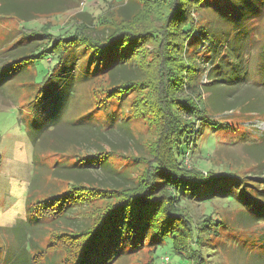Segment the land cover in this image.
Returning a JSON list of instances; mask_svg holds the SVG:
<instances>
[{
  "label": "trees",
  "instance_id": "obj_1",
  "mask_svg": "<svg viewBox=\"0 0 264 264\" xmlns=\"http://www.w3.org/2000/svg\"><path fill=\"white\" fill-rule=\"evenodd\" d=\"M139 1L126 0L120 13L133 17L140 10ZM41 2L53 7H39ZM64 4L65 0H0V18L25 21L62 11ZM152 8L155 24L144 31L136 32L134 26L106 28L97 37L83 28L53 33L43 27L18 31L0 42V96L6 95L9 81L20 77L19 86L34 93L39 109L50 104L46 114L36 111L39 125L32 119L26 126L33 142V166L42 165L46 152L59 156L49 165L50 179L41 197L33 173L26 216L10 228L17 245L14 264H112L125 246L136 251L147 237L154 243L151 264L167 242L186 264H209L203 245L214 246L213 239L224 237V230H230L224 242L229 239L235 251L264 264V176L237 173L229 166L215 170L209 155L198 148L206 130L210 133L219 123L211 115L264 112V0H153ZM204 10L210 18L198 23L193 15L200 18ZM252 37L260 43L255 66L261 81L249 79ZM148 44L157 60L153 99L148 102L156 134L142 150L134 147L139 140L117 101L147 87L149 79L140 66ZM51 50L64 67L69 89L42 95L44 89L34 90L38 83L28 68ZM196 59L210 64L206 81L201 80L203 69L198 71ZM92 61L93 73L80 80L92 88L94 105L72 120L59 119L61 102L76 93L74 74H84L82 64ZM239 87L240 93L233 95ZM113 99L118 110H111ZM32 107L29 102L30 111ZM33 126L38 128L35 134ZM226 127L232 125L226 122ZM115 128L124 135L122 140L109 136ZM261 137L259 148L264 150V134ZM120 157L126 159L123 164ZM199 157L205 163L200 164ZM253 160L261 166L264 155ZM211 195L236 201L237 221H227L218 210L196 219L193 200L208 201ZM254 225L253 237L244 234Z\"/></svg>",
  "mask_w": 264,
  "mask_h": 264
},
{
  "label": "rangeland",
  "instance_id": "obj_2",
  "mask_svg": "<svg viewBox=\"0 0 264 264\" xmlns=\"http://www.w3.org/2000/svg\"><path fill=\"white\" fill-rule=\"evenodd\" d=\"M125 2L126 0H65L64 10L62 11L38 14L35 18L25 21H19L11 17L0 18V42L10 40L13 34H17L18 31L29 29L38 31L43 27L49 28L53 33H56L54 32L55 29L60 31L69 30L72 32L77 28H83L91 36L100 37L102 31L106 28L107 30L110 28L114 30L118 27H128L127 29H129L131 26H134L137 32L149 29L155 24L153 20V12H155L152 8L153 0L149 2L147 0H140L138 3L140 10L131 18H125L120 13V9ZM41 3L43 6L40 5L39 7H53L51 4ZM209 14L207 10H204L200 18L198 13H195L193 16L200 23L202 21L201 18L209 20ZM248 44H251L247 57L251 72L249 79L250 81H261L259 73L256 74L255 66V63L258 61V53L260 52V43L256 42L254 37H252L248 39ZM145 49L147 50L146 56L143 58L140 67L147 73L146 76L149 79V83H145L147 87L141 89L140 92L133 91L131 94H125L123 99H121L123 103L115 99L113 101L111 100L112 102L109 104H113V108L111 109L109 106L106 109L113 110L115 108L118 110L116 101L121 104L123 109L120 114L128 118L130 126L135 131V138L139 140L134 147L141 148L142 150V144L151 143L156 134V125L153 119H151L152 114L148 102L153 99L150 92L153 90L157 60L155 54L152 52L154 50L152 44L145 45ZM52 54H54V50L37 57L28 68L29 73L34 75V80L38 83L34 87V90L37 88L44 89L42 95L43 93H50L52 91L54 93L60 92V94H64L69 89L67 81H64L63 70H61L64 67L58 64L57 58L53 57ZM95 63V61L88 64L84 62L82 64L84 74H74L77 75L74 81L76 84V93L73 96L70 95L66 102H61L56 112V116L59 119L72 120L75 116L79 115L78 113L85 112L87 107L94 105V98L91 92L92 88L90 86L85 87V84L81 85L84 82L80 80V77L86 76L85 74L91 75ZM196 65L199 72L203 69V72H201V80L206 81V70L210 66L209 62L203 59H196ZM17 78L16 81L8 82L9 87L5 92L6 95L4 97L0 96V167L4 168L5 171V174L0 176V264H14L13 255L16 252L17 245L10 228L26 216L25 200L28 194L27 188L33 173L38 177L36 181L38 185L36 193L39 191L40 193L37 194V197H41L42 190L47 191L44 189L50 179L49 165L53 160L59 158L58 155L49 151L44 153L41 166H33V142L26 126L28 121L32 119L34 125H39L38 119L40 118L37 119L36 111L41 114H46L50 104H43L39 109L34 98V93L25 91L23 86H19V82L22 81L20 79L22 78ZM30 88L32 90V87ZM240 89L241 87L233 91L232 94L236 95L240 93ZM29 94L31 95V100L28 98ZM44 100L46 101V99ZM29 102L31 106L33 105L35 107L32 111L28 108ZM134 111H137V115L135 114L133 117L132 113ZM144 113L149 115L145 117ZM210 117L219 121V123L210 128V133L206 130L203 141L199 144L198 148L202 150L204 155H209L214 163L212 167L218 170L222 167L229 166L237 173L248 175L261 173L264 176V163L256 167L253 160L255 156L264 155V150L261 147L259 148L262 142L261 135L264 134V112L247 114L240 110H231L211 115ZM226 122L232 125L231 129L226 127ZM37 129V127L33 126L31 128L32 133L35 134ZM116 130L115 128V131H112L109 136L114 137V141L122 140L124 135ZM103 146L105 147V145ZM87 147H90V145H87ZM120 158L121 164H123L126 159L123 157ZM199 160L203 161L200 164L205 163L200 157ZM116 162L118 166L130 167L129 165H119L120 163L118 164V161ZM187 162V166H190V160H187ZM206 163L210 164L209 161ZM211 196L212 198L208 201L193 200V204L190 207L196 219L202 213L214 216L215 211L218 210L222 215H225L227 221H237L236 212L238 204L236 201L229 200L227 195L225 197ZM261 226L264 225L261 224ZM253 228H255V225L245 230L244 234L248 233L253 237L254 234H251ZM40 231H35V233L38 234ZM223 233L224 237L222 235L220 239H213L214 246L209 247L207 244L203 245L202 253H207L206 258L209 264H256L248 255H244L237 250L235 251L229 239L224 242V239H227L225 237L230 234V230H224ZM148 238H146L142 247L136 251H131L128 246H125L122 255L112 264H151L154 254V243H150L151 241ZM152 241L156 243L158 240L155 238ZM157 254L159 256L155 259L154 264H161L160 261L163 256L169 257V264H186L184 259L174 254L168 242L158 249Z\"/></svg>",
  "mask_w": 264,
  "mask_h": 264
},
{
  "label": "built area",
  "instance_id": "obj_3",
  "mask_svg": "<svg viewBox=\"0 0 264 264\" xmlns=\"http://www.w3.org/2000/svg\"><path fill=\"white\" fill-rule=\"evenodd\" d=\"M161 264H169L168 256H163V258L161 260Z\"/></svg>",
  "mask_w": 264,
  "mask_h": 264
},
{
  "label": "clouds",
  "instance_id": "obj_4",
  "mask_svg": "<svg viewBox=\"0 0 264 264\" xmlns=\"http://www.w3.org/2000/svg\"><path fill=\"white\" fill-rule=\"evenodd\" d=\"M5 174L4 168L0 167V176H3Z\"/></svg>",
  "mask_w": 264,
  "mask_h": 264
}]
</instances>
